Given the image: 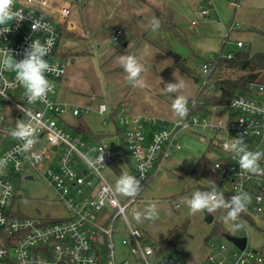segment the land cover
<instances>
[{"label":"built area","instance_id":"1","mask_svg":"<svg viewBox=\"0 0 264 264\" xmlns=\"http://www.w3.org/2000/svg\"><path fill=\"white\" fill-rule=\"evenodd\" d=\"M239 2L230 0L233 7ZM13 11H22L25 19L0 26L11 28L10 32L0 35V57L6 49L19 61L24 58L25 49L33 41H39L49 47L46 60L58 70L46 74L54 83L47 103H29L23 87L15 79L16 74L0 71V92L6 94V98L0 95V147L13 140L0 149V158L9 157L6 167L0 170V264H131L129 259H117L115 235L121 231L126 233L123 245L138 264H183L177 253L158 257V244L144 245L141 241L143 232L132 225L127 211L139 201L148 186L159 156L169 158L174 148L181 147L177 140L179 133L196 127L211 132L210 139L200 134L201 140L210 142L222 152L208 165L217 176L212 185L215 183L217 191L226 197L247 192L252 198L246 211L264 215V175L242 172L238 158L225 148V144L234 138L242 136L246 141L255 136V146L247 147L248 150L264 151V84L250 83L245 92L238 93L229 104L236 116L226 121L220 113H192V107L187 103L186 117L177 121L162 120V127L153 133L149 142H146L145 126L158 123L155 117L119 115L117 120L125 128V146L133 159L134 176L141 184L140 192L121 202L103 174V169L113 161L114 152L106 144H87L80 136L68 131L62 121L67 109L54 98L57 84L64 79L67 69V64L55 57V51L62 36L60 25L73 23L71 7L52 5L49 0H15ZM209 14L210 9H202V15L207 17ZM50 15L58 22L52 21ZM192 24L198 22L192 21ZM122 33V29H117L112 42H117ZM238 46L243 47L244 42L238 41ZM228 56L233 57V53ZM208 71L210 63L206 62L202 72ZM203 84L212 87L213 81L204 80ZM8 90H17L18 99L10 96ZM102 106H106L103 112ZM89 110V107H75L72 113L79 116ZM97 112L103 117L104 124L112 118L105 102L99 104ZM21 121L33 124L39 121L31 153L20 151L23 141L11 135ZM90 153H93L92 157ZM261 167H264V161H261ZM9 177L44 181L54 200L65 207L66 214L57 217L49 213L25 214L19 205L23 190ZM106 209L109 210L107 213L104 212ZM121 219L125 228L118 224ZM238 223L242 224L240 217ZM208 247V264H264V254L248 247L244 250L235 245L230 248L226 243L213 240Z\"/></svg>","mask_w":264,"mask_h":264},{"label":"crops","instance_id":"2","mask_svg":"<svg viewBox=\"0 0 264 264\" xmlns=\"http://www.w3.org/2000/svg\"><path fill=\"white\" fill-rule=\"evenodd\" d=\"M49 1L52 5L70 6V17L73 21L72 24L60 25L63 35L55 51V57L62 59L67 64L66 75L57 84V91L54 94V98L60 102L62 107L67 109L63 115V125L68 131L80 136L87 144L98 145L103 143L114 152L113 161L105 168L115 165L118 174L134 176L133 159L125 146V128L118 122L117 117L122 114L155 117L158 123H147L145 126L146 142H149L153 133L162 127V123H160L162 120L177 121L180 119L172 109L175 95H183L191 100L199 88L196 79L186 76L174 66L172 56L143 40L144 33L151 27L150 22L154 18L156 10L170 14L181 29L183 28L184 14L182 15L176 8L177 6L173 5L178 1ZM184 3L186 4H183V8L189 7L187 11L190 13L194 12L192 8L196 5L201 14L203 8L210 9L209 16L215 14L220 22L227 24L228 28L232 27L234 35L246 36L260 47L256 52H264V40L258 37L260 33H264V0H240L237 7H233L230 0H184ZM50 18L52 21L58 22L54 15H50ZM117 29H122L123 33L119 40L114 43L111 38ZM120 41L122 42L121 45L118 44ZM244 46L238 47L244 48ZM158 53L161 57L166 58L168 63L162 61L163 63L160 64L157 61L154 64L152 61L155 60V57L153 56H158ZM124 54L136 56L144 65L145 71L141 76L142 87L133 86L127 80L126 73L119 64V57ZM149 73L151 77L147 78ZM180 80L184 81L185 87L177 94H166L165 84ZM102 102L108 104L112 115L106 125L112 122L113 127L107 131L96 133L84 116L91 112L96 113L99 104ZM75 107L81 109L89 107L90 110L81 113L79 116H74L72 109ZM81 120L89 131L77 130ZM193 129L179 133L177 140L180 143L182 141L183 149L181 151L174 148L169 158L163 159L162 154L159 156L148 186L142 191L139 201L129 208L135 214L134 216L137 212L142 213L141 219L137 221L135 218L136 223L132 225L143 232L141 241L144 245L155 244L160 235H166L169 230L183 224L186 220L190 221L189 232L194 231L196 225H201L203 218L205 220L203 213L191 214L185 201L196 191L210 190L213 181L203 175L194 176L193 171L203 156L209 157L211 147L215 146L207 141L209 144L207 150L198 149L197 145L193 143L192 134H196ZM79 133H85L90 138H94L96 143L86 141ZM115 139H118L119 142L117 150L110 147V141ZM216 148L218 149V147ZM90 156L92 157L93 153H90ZM119 156L122 157L123 164H119L117 161ZM150 203H155L157 206L158 216L154 220L146 219L143 215ZM108 211L106 209L104 212L107 213ZM225 214L224 209L215 212L213 222L202 233L205 236H202L205 245L204 257L187 255L186 264H208L207 256L210 249L208 243L206 244V237L212 229V224L215 222L222 223ZM116 234H120L122 239L126 235L123 231ZM182 239L183 237L177 244L178 251ZM123 250L125 252V249ZM179 255L185 256L183 252ZM131 258L135 264H138L133 256ZM123 259L129 258L123 257L120 260Z\"/></svg>","mask_w":264,"mask_h":264},{"label":"rangeland","instance_id":"3","mask_svg":"<svg viewBox=\"0 0 264 264\" xmlns=\"http://www.w3.org/2000/svg\"><path fill=\"white\" fill-rule=\"evenodd\" d=\"M176 1L178 2L173 3V5L177 6L176 8L182 13V15L184 14V17H183L184 22L182 25L183 26L182 29L185 32L186 38L188 39V43L190 44L192 48H194L196 54L200 58H202V62H201L202 64L199 65L200 71H202V65L204 64L205 60L215 61L219 58L221 53L223 55H226L231 51L240 50L241 48L238 47V40L243 41L245 44L244 48L242 49H250L252 52H256L258 51V48H260L259 46L255 45V43H253V41L247 38L246 36L239 37V36L234 35L232 33V27L228 28L227 24L220 22L217 16H215V14H211V16L204 17L201 14V11L199 10V7L197 5L194 6V8H192L194 12L190 13L189 11H187L189 7L185 6V8H183V4L184 5L186 4L184 3V0H176ZM189 5L191 4L189 3ZM193 20H197L198 26L192 24ZM235 29H236V26H235ZM258 37L264 40V33H260ZM121 43L122 42L120 41L118 44L121 45ZM177 50H178V53L186 56L189 54L190 48L183 44H180V45H177ZM153 57H155L154 58L155 60L152 61L154 64L157 63V61H159L160 64L163 62L168 63V60L166 58L161 57L159 53H158V56H153ZM153 69H154V65H153ZM150 72H152V69H150ZM149 75L150 73L148 74L147 78L151 77ZM262 77H264V74L262 75ZM8 94L18 99L17 90H8ZM187 103L190 104L189 99H187ZM216 112L220 113V116L225 121L231 117L233 118L236 116V111L233 108H231L229 105L218 107L216 109ZM84 118L89 123L90 127L96 131V133L107 131L108 129H111L113 127L112 122H110L108 125L104 124L103 117L100 116L97 112L96 113L91 112L90 114H86ZM193 131L196 132V134H192V138L194 140L193 143L197 145L196 147L198 149L201 148L203 150L204 149L207 150L209 147V144L208 142H205V141L203 142L201 140L200 133L204 134L208 139H210L212 136L211 132H208V131L204 132L201 130V128H198V127L194 128ZM79 134L83 136L86 141L96 143V140H94V138H90V136L86 135L85 133H79ZM11 141L13 140L12 139L9 140V143H11ZM255 142H256L255 136H250V138L246 139L245 141L248 148H253L255 146ZM9 143L1 146L0 149H3ZM117 144H119L118 139L110 141V147L114 150H117ZM180 144H181V147L179 150L181 151L183 149L182 141ZM221 155H222L221 151H219L216 147H211L209 157L212 160L217 159ZM121 158H122L121 156L118 157L117 161L119 162V164H123ZM118 173L119 172L115 165H111L103 169V174L105 175L109 183L113 186L115 191H116V185H117L118 180L123 176ZM9 178L15 185L19 186L23 190L24 196L20 200L19 205H20L21 211L24 212L25 214L36 215V214L49 213L54 217L64 216V214H66L64 211L65 207H63L61 203L59 204L54 200V195L52 191L49 189V187L44 181L37 179V178L35 179H26L24 177L21 179L14 178V177H9ZM116 193L119 199L121 200V202H126L129 198V196L120 194L117 191ZM251 198L252 197L250 196V199ZM127 214H128V217L131 223L132 224L136 223L135 221L136 219L134 216L135 214L133 213L131 209L127 211ZM248 214L250 218L242 214L239 216L243 227H241L240 229L236 231H231V222L225 223L224 218L222 220V224L226 228L228 233L235 235V236H239V237H246L248 239L247 247L249 249L259 251L264 254V215L254 214L251 211H248ZM118 224L121 227L124 226L122 219L119 221ZM208 225L210 226V223L208 224L207 222H205L203 218L201 225L199 226L196 225L194 231L188 232V234L183 237L181 243H179V251L177 250L175 251V253L179 255L181 252H183L185 254V256L179 255L183 264H186L187 255H191V256L198 255V256L204 257L205 245L203 243L202 236L204 235L202 233L205 232V230L207 229L206 227ZM189 226H190V221H189ZM213 226L214 224H212V228ZM211 232H212V229L208 233L207 237L211 234ZM212 240L219 242V243L221 242L226 243L227 245L230 246V248H234V244L228 241L225 237L215 236L213 237ZM115 242L117 245V259L120 260L123 257H128L131 264H135L133 258H131V255L128 252V249L125 247V245H123L122 237L120 234L115 235ZM123 249H125V252ZM126 249H127V252H126Z\"/></svg>","mask_w":264,"mask_h":264},{"label":"clouds","instance_id":"4","mask_svg":"<svg viewBox=\"0 0 264 264\" xmlns=\"http://www.w3.org/2000/svg\"><path fill=\"white\" fill-rule=\"evenodd\" d=\"M15 0H0V26L9 24L13 20H23L22 11H13ZM151 27L156 31L160 22L155 17L151 20ZM35 30V24L32 25ZM10 27H0V35L10 32ZM3 56L0 57V71L14 72L17 83L23 87L26 99L29 103L37 101L47 103L48 93L54 89V83L47 77V73L56 72L57 66L50 65L45 57L48 55L49 47L41 44L39 41H33L24 51V58L17 61L12 54L3 49ZM119 64L126 73L127 80L133 86H143L141 80L142 73L145 71L144 65L140 60L131 54L121 55ZM185 87L184 81H175L165 84L166 94H177ZM6 98V94L0 92ZM172 109L178 117L183 119L186 117L187 98L183 95H175ZM23 111V108L20 109ZM106 110V106H102L101 111ZM243 122V121H241ZM39 130V121L33 124L30 121H21L12 131L11 135L21 141L22 145L19 150L25 153H31V149L36 143V136ZM235 158H238V165L242 172L253 175H264V167H261V161H264V151H249L243 137L234 138L229 144H225ZM8 156L0 158V170L6 167ZM218 168L219 165H216ZM141 189L140 180L132 175H123L117 182L116 191L126 196H135ZM107 191V189L105 190ZM186 205L191 214L205 213L213 215L220 209H224L226 215L225 223L231 222V231H236L243 227L237 223L241 213L247 210L250 203V196L245 191L226 197L223 192L217 191L215 183L208 191H196L190 198H186ZM144 218L156 219L158 216L157 206L150 203L145 209ZM142 213L137 212L135 218L137 221L141 219Z\"/></svg>","mask_w":264,"mask_h":264},{"label":"trees","instance_id":"5","mask_svg":"<svg viewBox=\"0 0 264 264\" xmlns=\"http://www.w3.org/2000/svg\"><path fill=\"white\" fill-rule=\"evenodd\" d=\"M154 17L159 20L160 26L156 31H153L150 27L144 33L143 40L150 42L165 54L172 56L174 66L177 69L186 76L197 80L199 84L198 91L190 100L192 113L215 114L218 107L228 106L238 93L245 92L250 83L264 84V77H262L264 74V52H252L250 49L241 48L229 52L233 53V57H229V53L226 55L221 53L215 61L205 60L204 63H210V71L204 73L199 69L202 58L190 46L184 31L174 21L173 17L160 10L155 11ZM180 44L190 48L188 55L184 56L178 53L177 45ZM204 80L213 81V86H205L203 84ZM77 130L89 131L83 120H81L80 127ZM210 162L209 157L203 156L195 167L193 175H203L214 182L217 176L209 169ZM241 214L250 218L247 211ZM188 228L189 221L186 220L183 224L169 230L166 235H160L155 242L159 245L156 256L161 257L169 253H175L179 240L188 234ZM227 234L228 232L223 224L215 222L211 234L206 238V244L215 236L226 238Z\"/></svg>","mask_w":264,"mask_h":264},{"label":"water","instance_id":"6","mask_svg":"<svg viewBox=\"0 0 264 264\" xmlns=\"http://www.w3.org/2000/svg\"><path fill=\"white\" fill-rule=\"evenodd\" d=\"M39 15L40 16H44V13H40L39 12ZM47 58L48 57H45V59H47ZM17 176H19V175L17 174ZM205 220L208 223H212L213 220H214V217H213V215L205 213ZM226 239L228 241L232 242L236 247H238V248H240L242 250H244L247 247V244H248V239L246 237H239V236H235V235H232V234H227L226 235Z\"/></svg>","mask_w":264,"mask_h":264}]
</instances>
